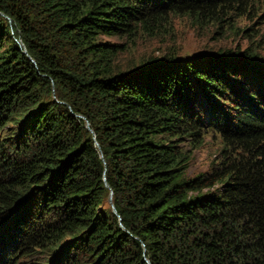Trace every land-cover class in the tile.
<instances>
[{
    "label": "trees",
    "instance_id": "obj_1",
    "mask_svg": "<svg viewBox=\"0 0 264 264\" xmlns=\"http://www.w3.org/2000/svg\"><path fill=\"white\" fill-rule=\"evenodd\" d=\"M257 11L255 0H0V264H264L260 56L117 72L120 47L98 41L153 36L171 17L234 29ZM207 131L219 157L187 178L182 144Z\"/></svg>",
    "mask_w": 264,
    "mask_h": 264
},
{
    "label": "rangeland",
    "instance_id": "obj_2",
    "mask_svg": "<svg viewBox=\"0 0 264 264\" xmlns=\"http://www.w3.org/2000/svg\"><path fill=\"white\" fill-rule=\"evenodd\" d=\"M255 3L258 11L234 18L235 22H231L235 25L234 29L228 25L222 28L216 25L202 27L187 17H171L168 24L153 36L140 32L136 39L131 40L101 35L98 41L120 47L114 61L117 72L134 69L150 60H161L166 56L178 60L247 49L257 53L259 60L264 62V19L258 18L264 12V0H255ZM182 146L191 152L187 178L209 171L212 163L217 161L222 147L219 136L213 131H207L200 146L194 149L190 148L188 141L183 142Z\"/></svg>",
    "mask_w": 264,
    "mask_h": 264
},
{
    "label": "water",
    "instance_id": "obj_3",
    "mask_svg": "<svg viewBox=\"0 0 264 264\" xmlns=\"http://www.w3.org/2000/svg\"><path fill=\"white\" fill-rule=\"evenodd\" d=\"M87 128H88V125H87ZM89 129V128H88ZM91 131V130H90ZM108 202H109V205H110V207L112 208V211H113V213L115 214V210H114V207H113V205H112V201H111V193H110V196H109V200H108ZM147 262V261H146Z\"/></svg>",
    "mask_w": 264,
    "mask_h": 264
}]
</instances>
